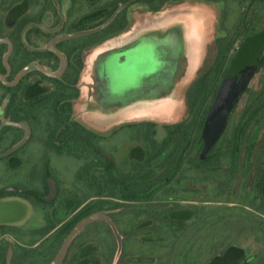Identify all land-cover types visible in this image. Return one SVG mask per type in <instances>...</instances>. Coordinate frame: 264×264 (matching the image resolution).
<instances>
[{"label": "rangeland", "instance_id": "rangeland-1", "mask_svg": "<svg viewBox=\"0 0 264 264\" xmlns=\"http://www.w3.org/2000/svg\"><path fill=\"white\" fill-rule=\"evenodd\" d=\"M159 1L119 10L126 0H0L2 72L4 65L10 78L27 65L57 72L52 41L67 57L59 79L28 71L18 80L16 118L26 119L30 136L0 159L3 259L10 247L12 264H49L73 228L95 216L61 264H264V0H170L151 11ZM111 12L117 20L110 30L126 25L107 34ZM150 27L169 35L176 58L164 84L174 90L166 97L168 87L153 84V90L125 95L129 109L118 112L101 100L108 93L92 78L94 58ZM241 57L248 61L245 82L206 145L213 101ZM79 59L81 96L72 121L90 132L52 115L55 96L75 94ZM212 68L211 86L191 116L186 92ZM7 95L1 87L0 106ZM90 97L98 99L93 110ZM147 122L155 124L150 136L156 142L166 136L165 126L186 122V134L151 165L144 162ZM23 135L15 127L2 131L0 153Z\"/></svg>", "mask_w": 264, "mask_h": 264}, {"label": "flooded vegetation", "instance_id": "flooded-vegetation-1", "mask_svg": "<svg viewBox=\"0 0 264 264\" xmlns=\"http://www.w3.org/2000/svg\"><path fill=\"white\" fill-rule=\"evenodd\" d=\"M133 1L128 0L123 4L126 3L125 6H127ZM114 15L116 14L112 12L110 18H112ZM102 26H104V24L100 25L96 30H100L101 28H103ZM168 37L169 35L167 34L166 28L150 27L145 32L139 34V36L132 38L131 41H127L125 44L117 43L116 45H113L114 48H110L108 51L100 53L97 57H95L92 65V68L95 71V76H93L92 78H94L96 81L98 79V85L100 84V87L96 85L97 89L103 88L108 93L106 97L105 95L102 96L101 100L104 98V101L108 102L107 105H112L113 107L117 105L118 112H121L124 111L125 109L126 110L129 109V108H125L124 106V104L126 103L125 95H133L135 92H140V91L146 92L147 90L148 91L153 90L154 89V87L152 86L153 84L162 83V86H165L164 88L168 87L169 90L166 91L167 92V95H165L166 97L172 94V90H174V88H170L171 86H168V84H164L166 83V81H169V78L173 72V68H174L173 66L175 64V58H176L175 56H173L175 55L174 50L171 48V45L168 43L169 40ZM6 42L8 46L7 51L10 52L12 45L10 41L9 42L6 41ZM52 48H54V50L59 54V56L52 51ZM48 50L50 51L49 55L53 58H56L59 61L60 64L59 70L55 73H52V72H48L42 66L39 67L43 68L46 72L56 76H47L38 70H28V71H36L49 79H59V77L62 75V72L64 70L66 64L65 62H67V57L65 56L64 53L57 50L56 41L54 42L52 41L49 43ZM79 60H80L78 62L79 71L76 74L77 78L74 81L75 94L68 95L66 98L55 96L57 99L53 103L52 115L54 119L55 118L58 119V117L62 116L63 119L61 121L62 123H64L62 125L68 124L67 125L68 127L73 126L71 127L72 130H75L76 128L79 129V127H81L80 129L90 132L88 129L82 126L81 123L77 121H72V117L74 118V116H72L74 114V103L75 101H78V99L81 96L80 95L81 88L79 87L80 86L79 77H80V72L83 68V62H81V59ZM82 61L84 60L82 59ZM27 66H36V65H27ZM245 66L246 64L243 62L241 75L238 78L240 82L237 88L238 92L233 100L231 109L235 101L237 100L241 88L243 87V84L245 82V76H244ZM10 73H11L10 70L6 68L5 65H4V72H2L0 68V77H2V80H0V89L2 87L5 90H9V95H7L6 97L7 100L6 105L0 106V115L3 116V119L0 121V127H2L0 128V133L7 128L15 127L23 131L25 135L24 130L20 127H16L10 124L3 125L6 122H15V123L25 124L29 131V136H30V130L27 125L28 122L26 121V119L16 118V115L19 112V110L17 111L16 104L17 101L19 100V97L21 96V92L17 93L16 89L18 88V80L21 78V76L14 83H12V81L14 80V78L18 73H16L11 78H10ZM112 99L113 101H111ZM87 101L89 102L88 105L89 110H93L94 108L93 104L95 103V101L98 102V99L97 98L94 99L90 97L89 99H87ZM100 103H102V101H100ZM107 109H110L112 111V108H110L109 106ZM5 113L7 114V116L4 115ZM147 123H152V122H147ZM224 124L220 127L217 126L216 128L213 129L210 128L208 129L206 125L205 128L206 145H210V143L220 132ZM48 146H51L50 143L48 144ZM11 154L7 156H10ZM7 156L0 157V159L5 158Z\"/></svg>", "mask_w": 264, "mask_h": 264}, {"label": "water", "instance_id": "water-1", "mask_svg": "<svg viewBox=\"0 0 264 264\" xmlns=\"http://www.w3.org/2000/svg\"><path fill=\"white\" fill-rule=\"evenodd\" d=\"M125 5H126V3L121 5L119 7V10L122 9ZM52 51L59 56V54L54 50V48H52ZM62 68H63V66H62ZM28 70H38L47 76H56V75H52V74L46 72L43 68H41L39 66H27L18 72V74L16 75V77L14 78L12 83H14L23 73H25ZM241 71H242V63H240L236 66V68L234 69L231 76H229V78L225 81V83L221 87L220 91L218 92L217 97L214 101L212 110L210 112L209 118H208V123H207L208 129L209 128L213 129V128H216L217 126L220 127L226 122L228 115L230 113V110H231L233 100H234V98L238 92L237 88H238L239 83H240L238 78L241 75ZM0 80H2V77H0ZM5 124H10V125L22 128L25 132V135H24V138L18 144H16L15 146L6 150L3 153H0V157L7 156V155L15 152L16 150H18L21 146H23L26 143V141L28 140V137H29V131H28L25 124L15 123V122H6L3 125H5ZM0 128H2V127H0ZM53 193H54V186L52 184H50V192H49L48 197L46 198L47 201L53 197ZM94 219H95V216H91V217H87V218L83 219L82 221H80L73 228V230L66 236V238L64 239V241L60 245L56 255L53 257V259L51 260V262L49 264H61L64 257H65V254L67 252V249H68L70 243L72 242V240L74 239V237L78 234V232L81 230V228L84 225L88 224L89 222L93 221ZM11 254H12L11 248L9 247L7 250L5 261L3 264H12Z\"/></svg>", "mask_w": 264, "mask_h": 264}, {"label": "trees", "instance_id": "trees-1", "mask_svg": "<svg viewBox=\"0 0 264 264\" xmlns=\"http://www.w3.org/2000/svg\"><path fill=\"white\" fill-rule=\"evenodd\" d=\"M126 1H128V0H126ZM131 1H133V0H131ZM168 1H170V0H160L158 5L151 7L150 10L153 11V12H157ZM206 1H211V0H206ZM133 2L134 3H140V2H144V0H135ZM148 3L151 4V1H149ZM110 15H112V12H111ZM112 18H113L112 21L113 20L114 21L117 20V15H114ZM114 21L106 26L105 31L108 30V32H106L107 34L115 32V31H121V30H123V28L126 25L125 22H124L122 27H120L118 29H115V31L114 30H110V29H113L112 26L114 24ZM103 23L98 24L97 27H99ZM243 62L245 64L248 62L245 59V57L239 58L238 61H237V65L240 64V63H243ZM80 67H81V64H80ZM213 71H214L213 68L209 69L201 77H199L190 86V88H188L185 97H186V105H187V109H188L189 115L193 116V115H195L197 113L198 108H199V102H200V99H201L202 95L206 91H208L210 86H211ZM185 125H186V122H181V123L175 124V125L171 126L174 129H169L168 126H165L164 128L167 130L166 136L160 142H156L150 136V131H151V129L154 128L155 124L146 123L145 126L147 128V135L145 136V140H146V142H148L150 144V150L147 151V156H146L145 161H144L145 164L146 165H151L154 162V160L159 158L167 150V148L170 146V144L173 141L177 140L178 138L181 139L186 134L185 131H184ZM205 133H206V131H205ZM51 147L53 149H55L56 151H58V152L61 151L62 148H63V146H57L55 144L51 145ZM2 257H3V255H2V253H0V263H4V259L5 258L3 259Z\"/></svg>", "mask_w": 264, "mask_h": 264}]
</instances>
